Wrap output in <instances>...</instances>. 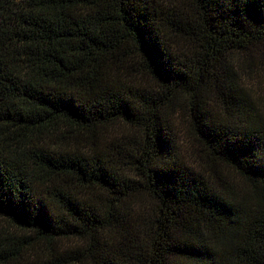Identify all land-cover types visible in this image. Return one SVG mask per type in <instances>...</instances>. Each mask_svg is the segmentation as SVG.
<instances>
[{
    "label": "trees",
    "instance_id": "16d2710c",
    "mask_svg": "<svg viewBox=\"0 0 264 264\" xmlns=\"http://www.w3.org/2000/svg\"><path fill=\"white\" fill-rule=\"evenodd\" d=\"M0 264H264V0H0Z\"/></svg>",
    "mask_w": 264,
    "mask_h": 264
},
{
    "label": "rangeland",
    "instance_id": "374dc122",
    "mask_svg": "<svg viewBox=\"0 0 264 264\" xmlns=\"http://www.w3.org/2000/svg\"><path fill=\"white\" fill-rule=\"evenodd\" d=\"M188 154L190 156L191 162H199V157L197 156L195 152L188 151Z\"/></svg>",
    "mask_w": 264,
    "mask_h": 264
}]
</instances>
